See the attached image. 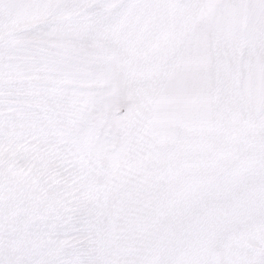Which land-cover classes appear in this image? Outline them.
I'll return each mask as SVG.
<instances>
[{"label":"snow or ice","instance_id":"obj_1","mask_svg":"<svg viewBox=\"0 0 264 264\" xmlns=\"http://www.w3.org/2000/svg\"><path fill=\"white\" fill-rule=\"evenodd\" d=\"M0 264H264V0H0Z\"/></svg>","mask_w":264,"mask_h":264}]
</instances>
